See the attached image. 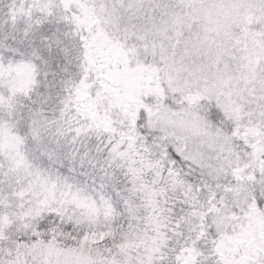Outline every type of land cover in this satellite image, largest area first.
<instances>
[{
	"label": "snow or ice",
	"instance_id": "1",
	"mask_svg": "<svg viewBox=\"0 0 264 264\" xmlns=\"http://www.w3.org/2000/svg\"><path fill=\"white\" fill-rule=\"evenodd\" d=\"M0 264H264V0H0Z\"/></svg>",
	"mask_w": 264,
	"mask_h": 264
}]
</instances>
